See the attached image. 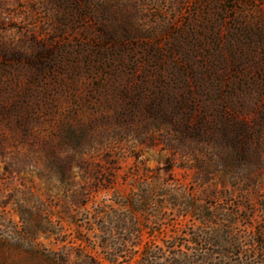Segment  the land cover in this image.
<instances>
[{"label":"rangeland","instance_id":"1","mask_svg":"<svg viewBox=\"0 0 264 264\" xmlns=\"http://www.w3.org/2000/svg\"><path fill=\"white\" fill-rule=\"evenodd\" d=\"M0 264H264V0H0Z\"/></svg>","mask_w":264,"mask_h":264}]
</instances>
